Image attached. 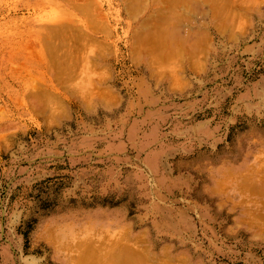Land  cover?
<instances>
[{"label":"rangeland","instance_id":"obj_1","mask_svg":"<svg viewBox=\"0 0 264 264\" xmlns=\"http://www.w3.org/2000/svg\"><path fill=\"white\" fill-rule=\"evenodd\" d=\"M84 1L0 0V264H264V0Z\"/></svg>","mask_w":264,"mask_h":264},{"label":"bare ground","instance_id":"obj_2","mask_svg":"<svg viewBox=\"0 0 264 264\" xmlns=\"http://www.w3.org/2000/svg\"><path fill=\"white\" fill-rule=\"evenodd\" d=\"M53 3H57V9H58V11H59V13L61 14V16L59 17L60 19L58 20V21H56V22H51V23H48L47 24V26H46V24H40L42 27H44V28H51V27H53V26H59L60 27V29H61V34L63 33H66V31H67V33H68V30L70 29V31L69 32H71V31H74L76 28L75 27H78L79 26V22H77L76 20H75V18H73V14H76L75 13V11L77 10L78 11V13H79V11L82 9V7L84 8V9H87V8H89V6H87L89 3H91V2H89L88 0V4H86V6L87 7H84L82 4H85V3H82V2H86V1H84V0H82L81 1V3H80V0H51ZM138 1V0H137ZM140 1V2H139ZM138 1V3H139V5L141 4V3H143L141 0H139ZM146 1V0H145ZM149 1H151V0H149ZM149 1H147L148 3H149ZM162 1V0H161ZM166 1H168V0H166ZM177 1V0H176ZM187 1V0H186ZM188 1H190V0H188ZM188 1H187V3H188ZM87 3V2H86ZM93 3H95V2H93ZM147 3V4H148ZM190 3H193V2H190ZM146 4V5H147ZM165 4V3H164ZM186 4V3H185ZM81 5H82V7H81ZM90 5V4H89ZM94 5V4H93ZM138 5V6H139ZM190 5V4H189ZM91 6V5H90ZM179 6V5H178ZM81 7V8H80ZM93 7V6H92ZM96 7V6H95ZM137 7V6H136ZM164 7V6H163ZM191 7V6H190ZM190 7H184V9H189ZM196 7V6H195ZM69 8V9H68ZM139 8V7H138ZM144 9H146L145 8V5H144V7H143ZM165 8V7H164ZM168 8V7H167ZM169 8H170V6H169ZM181 8V7H180ZM90 9V11L92 10V8H89ZM133 9V8H132ZM136 10H138L137 8H135ZM135 9H133V10H135ZM143 9V10H144ZM175 9H177V8H175ZM184 9H183V11H184ZM192 9V8H191ZM191 9H189V10H191ZM95 10H97V8L95 9ZM131 10V9H130ZM136 10H135V13H137L136 12ZM139 10H141V9H139ZM178 10V9H177ZM219 11H220V9H218ZM222 10V9H221ZM82 11H87V13L88 12H90V11H88V10H83L82 9ZM146 11V10H145ZM192 11V10H191ZM190 11V12H191ZM195 11V10H194ZM84 12V13H85ZM130 12V11H129ZM133 12V11H132ZM186 12V11H185ZM83 13V12H82ZM83 13V14H84ZM86 13V15H88ZM135 13H133V14H135ZM184 13V12H183ZM187 13H189V11H187ZM226 13V12H225ZM80 14V13H79ZM164 14V13H163ZM179 15V14H178ZM177 15V16H178ZM180 15H182V14H180ZM179 15V16H180ZM184 15V14H183ZM84 16V15H83ZM91 16H93V15H91ZM91 16L89 15L88 17H89V19L91 20ZM226 16V15H225ZM88 17L86 16V19H88ZM89 21V20H88ZM40 23V22H39ZM90 23H91V21H90ZM82 24V23H81ZM75 26V27H74ZM144 26V25H143ZM72 27H74L75 29H71ZM84 27V26H83ZM145 27H146V25H145ZM144 28V27H143ZM145 30V29H144ZM77 31V30H76ZM75 31V32H76ZM146 31V30H145ZM74 32V33H75ZM141 32H142V30H141ZM148 32V31H147ZM146 32V33H147ZM192 32V31H191ZM59 33V34H60ZM83 33V32H82ZM138 33V32H137ZM151 32H149V34H150ZM71 34H72V32H71ZM82 35L81 34V32L79 33L78 32V36H76L77 34H75V37L77 38V37H79L80 38V35ZM140 34V36L141 35H143V34H145V33H143V34H141V33H139ZM68 35H70V33H68V34H66V36H65V34H64V36L65 37H63L62 38V36L61 37H59V40H60V44L59 43H57V40L55 39V37H49V39L47 38V37H45V35H43V34H40L38 37V39H37V42L40 44V42H43V44H44V46L47 48V51H49V52H55V50L58 48V47H62V46H64V45H66L67 44V42H66V38H67V36ZM86 35V36H85ZM137 35V34H136ZM71 36V35H70ZM82 36H85V37H81L82 39L84 38V39H88L87 41V44L88 45H90V43L92 44L94 41L92 40V42H91V38H87L88 37V35L87 34H84V35H82ZM143 36H145V35H143ZM142 37V36H141ZM147 37H149V35H147ZM62 38V39H61ZM81 38H80V40H81ZM150 38V37H149ZM83 39V40H84ZM139 39H140V37H139ZM145 41H147V38H146V36H145ZM82 40V41H83ZM149 40V39H148ZM79 41V40H78ZM85 41V40H84ZM89 41H90V43H89ZM138 40H136V42H137ZM53 42V43H52ZM66 42V43H65ZM141 42H143V45H145L144 44V40L142 41L141 40ZM83 43V42H82ZM140 42H138V44H139ZM146 43V42H145ZM42 44V43H41ZM83 44H85V43H83ZM83 44H81V45H83ZM136 44V43H135ZM142 45V46H143ZM86 46V44L84 45V47ZM137 46H141V45H136V47ZM66 47H67V45H66ZM199 48V47H198ZM143 49H144V47H143ZM191 49V48H190ZM197 49V48H196ZM196 49H195V51H196ZM201 49V48H200ZM79 50V49H78ZM139 50H141L140 48H139ZM137 51V50H136ZM194 51V48H193V52H195ZM65 52H67V51H65ZM191 52V51H190ZM197 52V51H196ZM68 54L70 53V52H67ZM67 54V55H68ZM135 54H136V52H135ZM137 54L139 55V54H141V52H139L138 53V51H137ZM40 55H41V53H40ZM140 56V55H139ZM137 57V56H136ZM142 57V56H141ZM65 58V57H64ZM139 58V57H138ZM136 59V58H135ZM140 59V58H139ZM138 59V60H139ZM90 60V59H89ZM55 62H61V60L60 59H58V57H56V59H55ZM67 62V61H66ZM69 63H71V62H69ZM104 92V91H103ZM103 92H102V94H103ZM105 94V93H104ZM91 104V103H90ZM258 189H260L259 188V186H258ZM131 232V231H130ZM107 233V232H106ZM100 235V234H99ZM108 235V234H107ZM93 236V235H92ZM106 236V235H105ZM94 237H96V239H97V235L95 236L94 235ZM100 237V236H99ZM107 237V236H106ZM109 237V236H108ZM107 237V238H108ZM111 238V237H110ZM134 237H132V235L130 234V233H124V232H122L121 234H118L117 236H115L113 239H110V240H106L105 239V237H103L102 236V238L101 239H91L90 238V240L88 239V240H86V242H83L84 243V245L82 246V250H80V248H79V250H78V252L79 251H81L82 253H80L79 255V257L78 258H73V260H72V264H74L73 262L75 261V264H155L154 262H155V259H157L155 256V259L151 256V254H150V252L148 253V251H146L145 249H143V250H140V249H138V250H134V248L136 247L135 245L137 244L136 242H135V247L132 249L131 247H132V245H133V243H132V239H133ZM142 238V237H141ZM81 239V238H80ZM85 239H87V238H85ZM143 239H144V237H143ZM92 240H94V241H96V243H98V244H96V243H94V242H92ZM87 241H88V243H87ZM91 241V242H90ZM131 242V243H130ZM83 243H79V245L81 244H83ZM92 243H94V244H92ZM130 243V244H129ZM78 244V243H77ZM132 244V245H131ZM71 245V244H70ZM131 245V246H130ZM139 245V244H138ZM137 245V246H138ZM144 245V244H143ZM63 247V246H62ZM67 247V246H66ZM76 249H78V248H76ZM136 249V248H135ZM74 253V252H73ZM77 254V252H76V250H75V255ZM154 255V254H153ZM165 255V254H164ZM78 256V255H77ZM167 257H168V255H167ZM166 256H165V258H167ZM165 258H163V260L165 259ZM72 259V258H71ZM75 259V260H74ZM168 259V258H167ZM162 260V261H163ZM178 260V259H177ZM176 260V261H177ZM158 261V260H157ZM156 261V262H157ZM165 261V260H164ZM172 261H173V259H172ZM171 261V262H172ZM180 262V261H179ZM158 263H159V261H158ZM161 263V262H160ZM164 263V262H163ZM168 264H169V262H168ZM172 264V263H171Z\"/></svg>","mask_w":264,"mask_h":264}]
</instances>
